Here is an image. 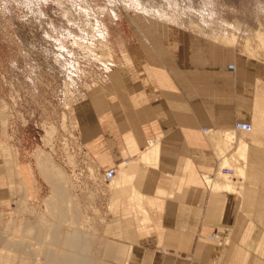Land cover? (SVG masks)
Wrapping results in <instances>:
<instances>
[{
  "label": "rangeland",
  "instance_id": "rangeland-1",
  "mask_svg": "<svg viewBox=\"0 0 264 264\" xmlns=\"http://www.w3.org/2000/svg\"><path fill=\"white\" fill-rule=\"evenodd\" d=\"M144 86L194 91L196 109L201 91H226L222 119L253 130L235 121L221 153L231 159L240 137L264 146V0H0V264H107L120 173L105 182L77 148L76 107L91 91Z\"/></svg>",
  "mask_w": 264,
  "mask_h": 264
},
{
  "label": "crops",
  "instance_id": "crops-1",
  "mask_svg": "<svg viewBox=\"0 0 264 264\" xmlns=\"http://www.w3.org/2000/svg\"><path fill=\"white\" fill-rule=\"evenodd\" d=\"M130 90L91 91L76 107L92 158L120 173L109 189L106 263L264 264V146L238 138L231 159L248 167L237 169L221 153L219 134L229 139L225 130L241 119H222L227 92L201 91L196 109L194 91ZM229 93L240 105L242 91ZM257 101V111L264 109ZM244 143L246 159L238 155Z\"/></svg>",
  "mask_w": 264,
  "mask_h": 264
},
{
  "label": "bare ground",
  "instance_id": "bare-ground-1",
  "mask_svg": "<svg viewBox=\"0 0 264 264\" xmlns=\"http://www.w3.org/2000/svg\"><path fill=\"white\" fill-rule=\"evenodd\" d=\"M258 102V101H257ZM259 109V108H258ZM260 110V109H259ZM252 124V123H251ZM235 130H238V131H245V132H251L252 130H253V124H252V127H251V130L250 131H247V130H243V129H237V128H235ZM209 131V130H208ZM229 136V135H228ZM231 137L233 138V136H229V139H231ZM241 145V144H240ZM152 146H153V150L154 151H156L157 150V145H154V144H152ZM239 148V147H238ZM246 152H247V144L246 143H244V144H242L241 146H240V148H239V150H238V155L241 157V158H243V159H246ZM36 157H37V161H38V163H39V165H40V168H41V170L42 171H44V170H46V163H47V161L45 162L44 161V159H43V154L41 153V152H39V151H36ZM234 157V156H233ZM235 160V159H234ZM228 162V161H227ZM226 163V162H225ZM224 163V164H225ZM224 168L225 169H228V170H232V172H224L223 170H224ZM242 170V169H241ZM220 171L222 172V173H224V174H227V176L228 175H232V174H234V169L232 168V167H230V166H223V167H221L220 168ZM102 177H103V180H104V175H102ZM116 177V172H115V175H114V177L113 178H111L110 180H108V182L107 183H111V181L114 179ZM105 181V180H104ZM106 182V181H105ZM75 237H77V236H75ZM213 238L214 239H217V240H219V241H222V239H221V237L219 236V235H217V236H213ZM79 239V238H78ZM78 239L77 238H74V241L73 242H71V245H75V246H78ZM81 245V244H80ZM80 249V248H79ZM75 252V251H74ZM73 252V253H74ZM78 252V251H77ZM81 252V251H80ZM79 261V260H78ZM83 263V262H82ZM86 264V263H85ZM88 264V263H87Z\"/></svg>",
  "mask_w": 264,
  "mask_h": 264
},
{
  "label": "built area",
  "instance_id": "built-area-1",
  "mask_svg": "<svg viewBox=\"0 0 264 264\" xmlns=\"http://www.w3.org/2000/svg\"><path fill=\"white\" fill-rule=\"evenodd\" d=\"M251 127H252L251 122H247V121H244V120H237L236 123H235V128H237V129H243V130L250 131ZM76 143H77V148L79 150L81 148L85 149V145H84L82 140L81 141L77 140ZM223 171L224 172H232V170H228V169H225V168H224ZM115 172H116V169H108V170H104V171L102 170V174L104 175V180L106 182H108V180H110L111 178L114 177ZM203 175H201V178L204 177ZM214 236H217V235H214Z\"/></svg>",
  "mask_w": 264,
  "mask_h": 264
}]
</instances>
